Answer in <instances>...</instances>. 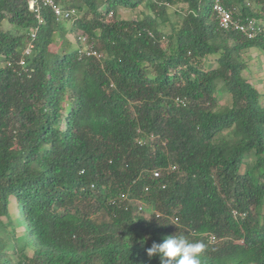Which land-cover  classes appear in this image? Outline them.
I'll return each mask as SVG.
<instances>
[{"label": "trees", "instance_id": "16d2710c", "mask_svg": "<svg viewBox=\"0 0 264 264\" xmlns=\"http://www.w3.org/2000/svg\"><path fill=\"white\" fill-rule=\"evenodd\" d=\"M58 1L76 15L0 0V264H160L145 249L174 232L201 264H264V99L241 55L264 31L220 29L213 0ZM252 1L221 0L264 20Z\"/></svg>", "mask_w": 264, "mask_h": 264}, {"label": "built area", "instance_id": "2783aa9c", "mask_svg": "<svg viewBox=\"0 0 264 264\" xmlns=\"http://www.w3.org/2000/svg\"><path fill=\"white\" fill-rule=\"evenodd\" d=\"M42 7H49L56 18L70 19L73 18L77 10L75 8H63L58 0H29V8L35 13L36 17L39 18L40 9ZM212 10L216 17L218 27L223 30H234L242 33L247 38H253L259 32H261L264 27L254 18L249 17H234L232 10L224 6L221 0H213ZM40 20V19H39ZM31 36L34 37V32H31ZM78 39L81 41L82 45L78 47V53L80 56H94L101 57V53L93 49L91 46L85 44V37L82 35L78 36ZM34 47L33 42H29L28 46L25 49V54H29ZM19 65L25 69V60L20 58ZM158 171L155 170L152 172L153 176H158ZM147 189V187L145 188ZM121 198H125V194H120ZM234 216L238 213L233 212Z\"/></svg>", "mask_w": 264, "mask_h": 264}, {"label": "clouds", "instance_id": "9594fccd", "mask_svg": "<svg viewBox=\"0 0 264 264\" xmlns=\"http://www.w3.org/2000/svg\"><path fill=\"white\" fill-rule=\"evenodd\" d=\"M147 237L141 238L143 245ZM203 241H191L183 234H173L164 237L162 242L153 241L145 249L149 258L158 256L160 264H201L200 254L205 251Z\"/></svg>", "mask_w": 264, "mask_h": 264}, {"label": "rangeland", "instance_id": "374dc122", "mask_svg": "<svg viewBox=\"0 0 264 264\" xmlns=\"http://www.w3.org/2000/svg\"><path fill=\"white\" fill-rule=\"evenodd\" d=\"M249 1V0H246ZM250 4L254 5L255 7V1L250 0ZM147 12V9L144 7V5H140L136 9H128V8H119L118 9V16L121 18L126 19H137L140 18L142 13ZM256 19V18H255ZM259 23L262 24L264 27V20L262 19H256ZM264 31V29H263ZM58 35H56L57 37ZM72 39V37H70ZM73 40V39H72ZM56 42H60L59 40H56ZM58 48L57 44L54 43L50 46V50L52 52H55ZM242 58L246 64L245 69H243L242 74L245 78L249 80L262 94V98L264 99V50L257 48V47H251L248 49H245L242 53ZM229 102V97L222 93L221 94V100L219 101L220 105H225ZM147 207V206H146ZM150 208H146L144 214L149 215ZM13 209H11V214H14Z\"/></svg>", "mask_w": 264, "mask_h": 264}]
</instances>
